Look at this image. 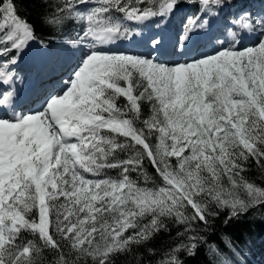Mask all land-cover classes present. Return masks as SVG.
Here are the masks:
<instances>
[{
    "label": "snow or ice",
    "instance_id": "snow-or-ice-1",
    "mask_svg": "<svg viewBox=\"0 0 264 264\" xmlns=\"http://www.w3.org/2000/svg\"><path fill=\"white\" fill-rule=\"evenodd\" d=\"M38 2L53 9L41 24L75 39L42 94L22 106L0 92V264H144L139 250L155 257L151 241L169 222L178 242L147 264H184L181 252L204 245L233 264L207 234L225 211L227 223L264 206V186L247 175L253 164L264 174V0L259 10L192 0L225 21L228 40L191 54L190 33L209 25L192 17L167 59L162 32L129 22L162 21L181 0ZM22 10L24 0H0L3 85L33 43L48 48ZM124 41L146 51H117Z\"/></svg>",
    "mask_w": 264,
    "mask_h": 264
},
{
    "label": "trees",
    "instance_id": "trees-1",
    "mask_svg": "<svg viewBox=\"0 0 264 264\" xmlns=\"http://www.w3.org/2000/svg\"><path fill=\"white\" fill-rule=\"evenodd\" d=\"M258 0H231V3L237 6H247L252 8V2ZM25 10L21 11L22 16H27L28 20L35 25L37 35L48 45L47 49L41 48L37 43H33L38 46L43 52L51 55L56 50L61 48L68 39H75V32L69 28H52L44 27L41 24V15L44 12L49 14L52 12V8H45L43 4L38 0H24ZM49 2V0H46ZM50 3L54 6L57 0H50ZM145 5H141L144 7ZM180 7L189 8L193 17L201 16L203 14L200 11V5L193 3L192 0H181ZM215 11V9H213ZM238 11V7H230L225 10V15L229 13H235ZM160 19H157L159 21ZM129 27L132 31L135 29L134 24L129 22ZM145 168L149 172V175H154V170L145 162ZM110 174L115 175L119 170H109ZM248 177L254 180L257 185L264 186V174L253 164L247 173ZM135 177V173H133ZM227 219V212L221 213V215L214 221L212 228L208 235V243L218 245L220 251L224 253L233 264H259L261 255L264 251V206L254 207L250 211L239 219L231 220L225 223ZM180 230L179 226H176L169 222V231L161 232L152 241L151 246L156 250L157 255L155 257H149L145 253V249L139 250V255L147 264L148 260H155L165 251L169 250L178 242L177 232ZM229 238L235 252L230 251L225 245L224 238ZM179 258L184 261V264H219L220 257L214 253H210L207 245L201 246L195 255L189 256L184 252L179 254ZM131 264H135V260L131 257ZM117 264H121L120 261Z\"/></svg>",
    "mask_w": 264,
    "mask_h": 264
},
{
    "label": "rangeland",
    "instance_id": "rangeland-1",
    "mask_svg": "<svg viewBox=\"0 0 264 264\" xmlns=\"http://www.w3.org/2000/svg\"><path fill=\"white\" fill-rule=\"evenodd\" d=\"M254 4H255L254 10H259V8L261 7L260 2L259 3L255 2ZM177 13H178L177 15L179 16V19L178 18L173 19L174 25H172L171 20H168L167 18H165L164 22L147 28V31L149 32L150 31L162 32L165 38V41L169 43L168 48H167V50H169L168 51L169 54L165 57H162L164 59L174 58V57H171V44L175 42L176 37L180 36L183 33L185 26L188 25L190 18H192L191 14H189L188 12L178 10ZM208 21H209L208 26H205V27L197 26L195 30L192 33H190V34H194V36H198L196 39L194 38L195 39V41L193 42L194 50L193 52H190L191 54H196L197 52H201V53L211 52L213 45L218 40L227 42L228 34H227V30L224 28L225 21L221 19L220 17H213V16H212V19ZM197 23L199 22L197 21ZM147 31L144 32L146 33V35L149 34V32ZM200 33H204V34L207 33V34H205L202 37L200 36ZM126 45H127L126 42H123L118 45L119 47L118 46H114V47H116L117 51H125L129 53H139V52L146 51L145 49H142L143 47H145L144 45L140 46L139 47L140 49H134V50L129 49ZM67 49H68V46L65 49V54H67V56L64 57L62 53L59 54L60 56L57 54H54V58L52 57L48 59L49 61H45L47 57L45 58V56L37 48L33 47L32 56L34 57V60L35 59L42 60L41 64L38 66L39 68L37 67L33 69L29 67L26 68L23 65H20V66L17 65V66H14L12 69H10L14 72V80L17 81L16 82L17 85L35 83V89L28 96L26 95V96L20 97L18 95L19 99L22 102V106L24 105L25 102L29 101L30 99H34L36 95L42 94L49 87V81L51 79L58 78L61 75L62 66L68 63L70 59H72ZM23 57H24V62H25L26 55H24ZM15 75H19L17 77L18 79H16ZM66 78L67 77L65 76V79ZM5 89L10 91L8 87L2 86L0 87V92L4 91ZM24 90H19L17 94H19L20 92ZM259 264H264V251H263V254L261 255Z\"/></svg>",
    "mask_w": 264,
    "mask_h": 264
},
{
    "label": "bare ground",
    "instance_id": "bare-ground-1",
    "mask_svg": "<svg viewBox=\"0 0 264 264\" xmlns=\"http://www.w3.org/2000/svg\"><path fill=\"white\" fill-rule=\"evenodd\" d=\"M135 33H140V34H142V35H146V33H144V32H135ZM205 34H207V33H205ZM204 33H200V36H204L205 35ZM191 36H193L195 39L198 37V36H194V34H190ZM133 39L134 40H139L140 39V36L139 35H135L134 37H133ZM195 39H193V41H192V44L190 45V47H189V52H193V50H194V46H193V42L195 41ZM126 46L128 47V48H132L133 46H130V45H135V46H142L143 44H141V43H134V42H132V41H126ZM168 42H166V45H167V47H166V49L163 51V54H165V53H169L168 51L169 50H167V48H168ZM119 47V46H118ZM32 48V47H31ZM30 48V50L27 52V54H26V60H25V62H23V63H21L23 66H25L26 68L27 67H29V68H37L40 64H41V62H42V60H34V57L32 56V54H33V51H32V49ZM39 68V67H38ZM8 87L9 89H10V91H16V93L19 91V90H24V89H26V90H24V91H22L21 92V94H20V96H28L34 89H35V83H28V84H23V85H17V83L15 82L14 84H12V85H3V84H0V87ZM34 87V88H33Z\"/></svg>",
    "mask_w": 264,
    "mask_h": 264
}]
</instances>
